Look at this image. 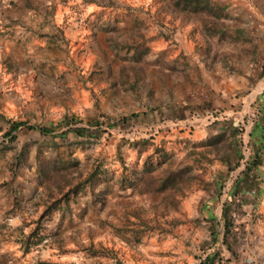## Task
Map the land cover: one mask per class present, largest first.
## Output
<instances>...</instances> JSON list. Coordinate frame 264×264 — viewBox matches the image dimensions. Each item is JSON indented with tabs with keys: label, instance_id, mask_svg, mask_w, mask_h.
<instances>
[{
	"label": "rangeland",
	"instance_id": "rangeland-1",
	"mask_svg": "<svg viewBox=\"0 0 264 264\" xmlns=\"http://www.w3.org/2000/svg\"><path fill=\"white\" fill-rule=\"evenodd\" d=\"M165 1L0 0V175L6 176L0 184L33 186L30 194L19 193L22 207L11 226L19 229L14 241L21 243L11 244L10 264L198 261L194 252L200 249L192 240L206 230L191 218L200 216L215 173L227 171L206 139L225 130L226 140L224 120H232L242 126L248 155L253 89L264 88H255L264 86V30L254 32L264 25V0H216L226 5L222 37L204 33L199 16L175 14ZM249 70L253 80L246 82L239 76ZM67 117L91 131L62 137L21 125L14 139L5 135L12 120L60 131ZM58 154L78 158L83 177L95 165L99 173L72 201V212L54 211L25 250L46 199L38 164ZM171 168L186 169L185 181L166 198L139 192L127 179L119 185L124 176L147 171L160 177ZM30 203L32 211L40 206L35 217ZM132 207L152 224L171 217L182 221L165 223L162 230L141 227L136 217H126ZM24 212L29 220L23 221ZM108 220L134 226L136 234L118 233ZM90 246L110 252L91 255Z\"/></svg>",
	"mask_w": 264,
	"mask_h": 264
},
{
	"label": "trees",
	"instance_id": "trees-1",
	"mask_svg": "<svg viewBox=\"0 0 264 264\" xmlns=\"http://www.w3.org/2000/svg\"><path fill=\"white\" fill-rule=\"evenodd\" d=\"M84 1L99 3V0ZM165 3H167L165 7L169 6L175 14L182 13L181 15L193 14L199 16L204 33H209L214 36L217 35L218 37H222L223 33H225L226 25L223 21V17L226 15L225 4L219 3L216 0H166ZM260 74L264 75V64L262 65ZM250 108L252 124L249 130V139L247 142L248 155L246 157L243 152L244 142L241 135L242 126L239 123H234L232 120H224V124L229 128V136L226 140L223 138L225 130H220L215 135L209 136L206 139L205 144L215 148L218 157L226 164L227 171L222 172L218 170L215 173L211 180L214 188L211 189V194L205 198V203L201 205L199 210L200 216L195 215L191 218L197 226L204 227L206 230V235H203L199 241L196 240L195 242V240H192L193 245H197L200 249L198 253L194 252V256L198 260L196 264H221L223 262L224 258L221 250L218 248L211 249L217 239L219 226V219L216 217L213 210L223 192L226 176L229 175L231 170L239 166L244 158L243 166L232 180L222 206V219L224 225L223 242L226 248L232 252L234 242L242 236V231L238 228V222L235 217V213L238 210L235 206L234 196L242 193L243 190L256 188L258 184H260L259 170L264 164V88L256 94L254 100L250 103ZM126 118L127 117H122L121 121H124ZM64 121L67 126L57 131L56 128L51 125H35L22 120H12L5 135L9 136L10 139H14V131L21 125H25L29 129H38L43 134H49L51 136L61 135L62 137H65L70 131L78 136L86 135L88 131H91L88 127L89 125H73L74 122L78 121L73 117L64 118ZM95 125L100 126L101 123L96 120ZM140 140L146 141L145 138H141ZM96 167L98 166L95 165V167L88 172L87 176L83 177V172L79 169L78 158H68L59 154L50 162L38 164L39 173L37 177L46 191V199L43 200V210L36 218L32 229L26 235L25 250L28 249L29 245L27 239L38 235V231L42 228L44 221L50 218L54 211H60L61 215L72 212V201L74 202L78 194L85 188V185L92 183L94 177L98 175L99 168ZM145 169L149 171L148 166ZM185 170L186 169L183 168L178 170L171 168L160 177H155L147 171H142L137 173L134 177H121L119 179V185L123 187L125 185L124 180L127 179L128 183L136 186L139 192L163 193V197L166 198V192L169 193V190L179 191L182 188V183L185 181ZM131 216L137 218L139 226L149 225V229L157 227L162 230L164 229L165 223L173 227L182 221L180 218L171 217L165 219L163 222L164 224L158 221L152 224L145 218L142 210L135 207L129 208L126 212V217H128V219ZM106 223L116 229L118 233H121L120 230L122 231L125 229L131 233V235L136 234V228L130 224L119 226L109 220ZM42 238L43 237L39 235L38 239L40 240ZM90 247L91 255H103L106 252H110L104 247ZM203 254L205 255L203 256ZM56 264L68 263L56 262Z\"/></svg>",
	"mask_w": 264,
	"mask_h": 264
},
{
	"label": "crops",
	"instance_id": "crops-1",
	"mask_svg": "<svg viewBox=\"0 0 264 264\" xmlns=\"http://www.w3.org/2000/svg\"><path fill=\"white\" fill-rule=\"evenodd\" d=\"M255 27L254 32L256 34H258L261 28V30H264V25L262 24H258ZM256 34L254 35L255 37ZM254 38H252V44L253 41L257 39ZM248 43H250V41ZM250 71L251 70L244 71L245 76L239 77L246 79V82H248L249 78L253 80L254 74L253 72L250 73ZM218 78L222 83V75L218 76ZM261 89H253V91L255 90L254 97ZM259 173L260 184H258L256 188L243 190L242 193L234 196L235 206L238 210L235 213V217L238 222V228L242 231V236L234 242L232 252L226 248L223 242L224 225L222 211H220L221 196L214 207L213 212L219 219V226H221V228L218 226L217 239L211 249L218 248L221 250L224 258L221 264H264V164L261 166ZM4 177L6 176L0 175V179ZM4 184H0V264H10V255L13 254L11 244L15 243L19 245L21 243V240L20 243L14 241L17 237L16 234L19 233V229H14V227L11 226L12 220L18 217V213L15 211L18 212L21 210L20 207H22L18 201V198H20L19 193L27 191V193L30 194L33 186L26 184L22 188L23 190H21L15 183ZM29 206L28 212L32 213L30 216L35 217L37 212L40 211V206L38 208L35 206L36 209L34 211L31 210V203ZM22 215L24 217L23 221L29 220L27 212L25 214L22 213ZM22 230L25 231V229ZM199 231L204 233V230ZM205 254H203V256ZM248 257L252 260L249 261Z\"/></svg>",
	"mask_w": 264,
	"mask_h": 264
},
{
	"label": "water",
	"instance_id": "water-1",
	"mask_svg": "<svg viewBox=\"0 0 264 264\" xmlns=\"http://www.w3.org/2000/svg\"><path fill=\"white\" fill-rule=\"evenodd\" d=\"M261 88V87H264L263 85H260V84H258L255 88ZM248 133H249V130H248ZM242 162H244V161H242ZM229 189V186H228V188L226 189V190H224L223 189V195H221V201H220V211H222V202H223V198L226 196V194H227V190Z\"/></svg>",
	"mask_w": 264,
	"mask_h": 264
},
{
	"label": "built area",
	"instance_id": "built-area-1",
	"mask_svg": "<svg viewBox=\"0 0 264 264\" xmlns=\"http://www.w3.org/2000/svg\"><path fill=\"white\" fill-rule=\"evenodd\" d=\"M229 184H226V186L223 188L224 190H226L228 188ZM248 260L251 261L252 259L250 257H248Z\"/></svg>",
	"mask_w": 264,
	"mask_h": 264
}]
</instances>
